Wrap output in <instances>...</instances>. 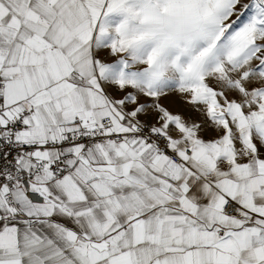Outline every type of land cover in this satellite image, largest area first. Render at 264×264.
I'll use <instances>...</instances> for the list:
<instances>
[{"label":"snow or ice","instance_id":"snow-or-ice-1","mask_svg":"<svg viewBox=\"0 0 264 264\" xmlns=\"http://www.w3.org/2000/svg\"><path fill=\"white\" fill-rule=\"evenodd\" d=\"M0 264H264V0H0Z\"/></svg>","mask_w":264,"mask_h":264}]
</instances>
